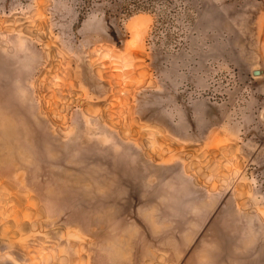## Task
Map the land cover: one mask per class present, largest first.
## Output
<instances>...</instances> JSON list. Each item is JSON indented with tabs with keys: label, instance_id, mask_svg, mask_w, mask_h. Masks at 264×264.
Wrapping results in <instances>:
<instances>
[{
	"label": "rangeland",
	"instance_id": "374dc122",
	"mask_svg": "<svg viewBox=\"0 0 264 264\" xmlns=\"http://www.w3.org/2000/svg\"><path fill=\"white\" fill-rule=\"evenodd\" d=\"M0 264H264V0H0Z\"/></svg>",
	"mask_w": 264,
	"mask_h": 264
},
{
	"label": "trees",
	"instance_id": "16d2710c",
	"mask_svg": "<svg viewBox=\"0 0 264 264\" xmlns=\"http://www.w3.org/2000/svg\"><path fill=\"white\" fill-rule=\"evenodd\" d=\"M110 9L121 11L124 14H131L139 11H148L153 9L154 0H108ZM104 0H87V3L98 4Z\"/></svg>",
	"mask_w": 264,
	"mask_h": 264
},
{
	"label": "water",
	"instance_id": "95a60500",
	"mask_svg": "<svg viewBox=\"0 0 264 264\" xmlns=\"http://www.w3.org/2000/svg\"><path fill=\"white\" fill-rule=\"evenodd\" d=\"M255 74L257 73V72H254Z\"/></svg>",
	"mask_w": 264,
	"mask_h": 264
},
{
	"label": "bare ground",
	"instance_id": "6f19581e",
	"mask_svg": "<svg viewBox=\"0 0 264 264\" xmlns=\"http://www.w3.org/2000/svg\"><path fill=\"white\" fill-rule=\"evenodd\" d=\"M258 74V73H257Z\"/></svg>",
	"mask_w": 264,
	"mask_h": 264
}]
</instances>
